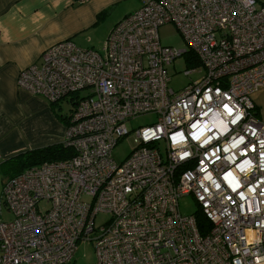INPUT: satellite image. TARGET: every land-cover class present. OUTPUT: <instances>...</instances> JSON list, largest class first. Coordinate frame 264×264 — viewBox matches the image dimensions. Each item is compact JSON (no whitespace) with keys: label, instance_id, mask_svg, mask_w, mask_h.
<instances>
[{"label":"built area","instance_id":"obj_1","mask_svg":"<svg viewBox=\"0 0 264 264\" xmlns=\"http://www.w3.org/2000/svg\"><path fill=\"white\" fill-rule=\"evenodd\" d=\"M164 24L188 50L161 43ZM185 53L204 74L175 92L166 66ZM17 85L49 103L73 96L61 140L73 154L4 182L0 264H69L82 241L94 242L96 264H264L257 0H143L100 51L56 42L20 70ZM149 113L156 122L137 128L135 148L116 162L126 121ZM183 196L207 218L205 232L194 212L180 213ZM100 212L109 218L96 226Z\"/></svg>","mask_w":264,"mask_h":264},{"label":"crops","instance_id":"obj_2","mask_svg":"<svg viewBox=\"0 0 264 264\" xmlns=\"http://www.w3.org/2000/svg\"><path fill=\"white\" fill-rule=\"evenodd\" d=\"M142 2L0 0V161L61 143L67 126L45 98L19 89L20 70L39 63L48 46L65 39L88 38V48L101 50L113 26ZM257 5L264 6V0H257ZM96 32L103 34L99 42L93 39ZM252 100L258 119L264 122V88ZM30 110H35L33 115Z\"/></svg>","mask_w":264,"mask_h":264},{"label":"rangeland","instance_id":"obj_3","mask_svg":"<svg viewBox=\"0 0 264 264\" xmlns=\"http://www.w3.org/2000/svg\"><path fill=\"white\" fill-rule=\"evenodd\" d=\"M102 32H96L94 40L101 39ZM158 35L163 45L172 46L176 50H188L187 46L176 28L172 24H164L158 28ZM73 42L80 47L90 46L88 38L84 40H73ZM96 50L100 51L98 47ZM193 57L188 54H182L166 66L168 76V87L175 92H179L187 84L196 81L203 74L204 71L201 66L195 65ZM196 69L190 73L186 71ZM32 96V95H31ZM72 95H68L56 103H51L53 109L61 114L66 115L70 112ZM41 98V97H40ZM35 110H30V115L34 114ZM157 117L155 114H143L131 118L126 121L125 125L128 133L122 137L112 149V156L118 163L122 162L135 148L133 141L135 130L139 127L151 125L156 122ZM163 152V149H162ZM18 158L15 156L10 157L5 161H0V195L4 182L10 178L18 170ZM46 205L41 204L40 208H44ZM197 209V205L190 196H183L179 199V211L181 214H192ZM12 213L9 212L4 205H2L1 218L4 221L11 219ZM109 218V214L106 212H100L95 216L94 223L96 226L103 224ZM69 264H96L95 245L93 241H82L77 244V248L72 256Z\"/></svg>","mask_w":264,"mask_h":264},{"label":"trees","instance_id":"obj_4","mask_svg":"<svg viewBox=\"0 0 264 264\" xmlns=\"http://www.w3.org/2000/svg\"><path fill=\"white\" fill-rule=\"evenodd\" d=\"M193 60L195 61L194 58ZM55 113L66 125H68V116L61 115L56 111ZM72 154V150L68 147H65L62 143H56L43 148L25 151L23 153L15 155V157L18 158L19 167L16 173H14L12 176L20 173L26 168L41 164L43 162L67 159L71 157ZM194 216L200 231L202 233L205 232V229L208 227L209 224L207 218L200 212L199 208L194 211Z\"/></svg>","mask_w":264,"mask_h":264}]
</instances>
